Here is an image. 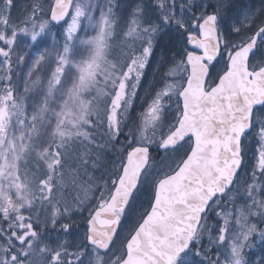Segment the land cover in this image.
<instances>
[{"label":"snow or ice","instance_id":"obj_1","mask_svg":"<svg viewBox=\"0 0 264 264\" xmlns=\"http://www.w3.org/2000/svg\"><path fill=\"white\" fill-rule=\"evenodd\" d=\"M0 264H264V0H0Z\"/></svg>","mask_w":264,"mask_h":264},{"label":"rangeland","instance_id":"obj_2","mask_svg":"<svg viewBox=\"0 0 264 264\" xmlns=\"http://www.w3.org/2000/svg\"><path fill=\"white\" fill-rule=\"evenodd\" d=\"M256 2H258V0H256ZM19 3L20 4H23L24 3V0H19ZM137 111H139V109H137Z\"/></svg>","mask_w":264,"mask_h":264},{"label":"trees","instance_id":"obj_3","mask_svg":"<svg viewBox=\"0 0 264 264\" xmlns=\"http://www.w3.org/2000/svg\"><path fill=\"white\" fill-rule=\"evenodd\" d=\"M257 6H259V0H258V2H257Z\"/></svg>","mask_w":264,"mask_h":264}]
</instances>
